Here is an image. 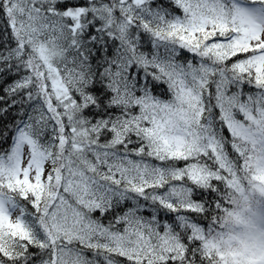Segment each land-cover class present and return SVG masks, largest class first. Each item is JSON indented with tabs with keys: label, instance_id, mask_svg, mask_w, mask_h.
<instances>
[{
	"label": "snow or ice",
	"instance_id": "snow-or-ice-1",
	"mask_svg": "<svg viewBox=\"0 0 264 264\" xmlns=\"http://www.w3.org/2000/svg\"><path fill=\"white\" fill-rule=\"evenodd\" d=\"M257 211L264 0H0V264H264Z\"/></svg>",
	"mask_w": 264,
	"mask_h": 264
},
{
	"label": "clouds",
	"instance_id": "clouds-1",
	"mask_svg": "<svg viewBox=\"0 0 264 264\" xmlns=\"http://www.w3.org/2000/svg\"><path fill=\"white\" fill-rule=\"evenodd\" d=\"M252 207L254 210L256 209L255 203H253ZM261 215L262 213L260 211H257L256 215L247 214L245 231L248 236H254L261 228H264V220L261 219ZM241 250L245 251L249 257L253 255V248L251 246H241Z\"/></svg>",
	"mask_w": 264,
	"mask_h": 264
}]
</instances>
